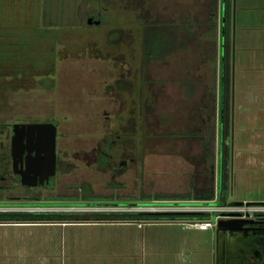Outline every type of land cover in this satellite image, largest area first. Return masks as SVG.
<instances>
[{
    "label": "rangeland",
    "instance_id": "obj_1",
    "mask_svg": "<svg viewBox=\"0 0 264 264\" xmlns=\"http://www.w3.org/2000/svg\"><path fill=\"white\" fill-rule=\"evenodd\" d=\"M244 2L228 0L231 20L226 39L233 99L239 90L238 36L248 12ZM208 3L0 0V48L5 56L0 60V213L42 209L23 207L28 201L16 196L25 187L8 175L12 124L35 121L57 125L62 169L56 181L52 178L53 188L40 190L43 197L63 195L64 206L57 208L72 211L108 203H151L176 194L194 200L206 190L214 192L215 187L217 201L223 204L243 198L264 202V143L254 148L246 145L264 140L262 101L244 109L254 120L241 134L233 131L231 107L223 186L220 174L216 180L220 156V1L217 28L204 27V34H198L192 46L161 58H148L143 53L144 25L196 27L198 19L207 17ZM89 17L99 23H88ZM239 143L245 147L242 155L234 158ZM211 145L212 181L211 159L205 151ZM99 149L106 150L109 157L100 156ZM92 157H100L98 164L88 165L83 159ZM122 158L127 161L118 166L117 174L104 170L106 161L117 165ZM232 159L243 165L234 166ZM179 218L187 217L181 214ZM30 230L29 226H0V253L8 244L18 246L19 242L42 238L41 230L34 228L32 234Z\"/></svg>",
    "mask_w": 264,
    "mask_h": 264
},
{
    "label": "crops",
    "instance_id": "obj_2",
    "mask_svg": "<svg viewBox=\"0 0 264 264\" xmlns=\"http://www.w3.org/2000/svg\"><path fill=\"white\" fill-rule=\"evenodd\" d=\"M219 1L220 84L217 112L219 115L218 133L221 141L224 103V28L225 24L229 27L231 20L230 6H227V10L225 8L228 0L227 3L226 0H209L206 8L209 11L207 17L204 20H197L200 22L197 35L202 34L205 31L203 28L206 26L209 28L213 22L216 23L217 28ZM243 2L244 8L248 12L247 18L242 19L240 26L242 30L238 36L240 73L237 76L239 90H235L237 93H235V99L231 95L228 84V129L231 125V107L234 106L233 131L239 134L247 128V124L250 126L254 120V115L252 119L251 114L246 115L244 112L247 105L252 106L254 103H261V101L264 103V0H243ZM194 41L195 39L187 46L175 48L169 54L187 49L193 45ZM193 89L188 91L189 94L193 92ZM237 139L239 140L241 137L238 136ZM263 143L264 140L249 141L246 145L248 148H254ZM238 145L235 152L237 155L234 154V158L235 156L240 157L242 149L245 147L240 143ZM248 159L249 157L247 161ZM232 160L234 166L243 165L242 161L235 164L234 159ZM219 164L220 156L216 180L220 174L221 166ZM241 172L239 175L242 178L243 173ZM214 198H217L216 187ZM171 199L190 200L189 196H179V194L174 195ZM30 212L50 214V216H45L43 219L0 220V226H29L32 230L38 228L39 231H42V238L35 239L33 243L21 244L19 242L18 246L16 243L13 246L8 244L7 246L10 248L8 247L3 253H0V264H216L215 229H199L191 225H181L173 222L174 218L156 219L139 226L138 222L149 219L136 217L134 216L136 212L131 211L93 208L69 211L63 208H51ZM86 213L110 215L86 217L84 215ZM112 213H116V215ZM123 213L128 214L129 217L122 216ZM186 217L185 219L190 220V216ZM198 217L201 219L206 215ZM32 230H30L31 234ZM229 246L233 249L236 247L232 244Z\"/></svg>",
    "mask_w": 264,
    "mask_h": 264
},
{
    "label": "water",
    "instance_id": "obj_3",
    "mask_svg": "<svg viewBox=\"0 0 264 264\" xmlns=\"http://www.w3.org/2000/svg\"><path fill=\"white\" fill-rule=\"evenodd\" d=\"M87 21L88 23H99V20H94L93 17H89ZM56 132L57 125L50 121L16 122L12 124L11 155L14 170L19 173L22 184L48 183L49 177L55 174ZM25 150L28 153L24 167L23 154ZM33 150L35 154L30 155ZM19 165L21 169L16 170ZM241 202L235 201V203ZM253 222L257 221L238 217L219 219L215 228L216 264H264V249L262 247L260 249L256 243L240 246L238 241L229 239L230 232L237 230L239 225ZM231 244L236 247L230 248L229 245ZM256 253L257 256H254Z\"/></svg>",
    "mask_w": 264,
    "mask_h": 264
},
{
    "label": "trees",
    "instance_id": "obj_4",
    "mask_svg": "<svg viewBox=\"0 0 264 264\" xmlns=\"http://www.w3.org/2000/svg\"><path fill=\"white\" fill-rule=\"evenodd\" d=\"M227 3V0H226ZM228 4L225 5L226 10L228 9ZM227 17V15H226ZM227 20V19H226ZM227 22V21H226ZM200 26V22L196 25V27H193L192 25H158V24H146L143 27V53L148 58H161L165 55H168L170 52H172L175 48H180L187 46L189 43H191L195 37L197 36L198 30ZM216 23L213 22L210 24L209 28H215ZM227 29H229L228 25L225 24V39H224V63H223V82H224V103H223V130H222V137L220 141V185L223 186L224 184V152H225V138L227 136V127L229 122V114H228V84H229V68H228V52H229V44L227 38ZM119 31H122V29H118ZM179 30V31H177ZM180 39V40H178ZM2 49L0 48V60L3 59L5 56L2 54ZM213 132L212 136L213 137ZM208 149V150H207ZM205 151L208 152L210 160V180L213 179L214 174V153H213V145L210 147H205ZM173 197H166L163 199H171ZM214 198V192L210 190H206L201 195H196L193 197V199L196 200H210ZM221 200L223 197H220ZM218 198V199H220ZM191 199V198H189ZM9 213H0V220H11V219H18V220H27V219H43L45 216H50V214H44V213H29V212H12L7 211ZM113 215H116V213H112ZM183 213H152V212H136L134 216L136 217H144L148 218L150 220H156L161 218H175L179 217ZM107 215H101V216H108ZM194 216V214H183V216ZM200 216L201 214H195ZM122 216L129 217L128 214L123 213Z\"/></svg>",
    "mask_w": 264,
    "mask_h": 264
},
{
    "label": "built area",
    "instance_id": "obj_5",
    "mask_svg": "<svg viewBox=\"0 0 264 264\" xmlns=\"http://www.w3.org/2000/svg\"><path fill=\"white\" fill-rule=\"evenodd\" d=\"M88 207V206H87ZM97 210H116V211H131V212H152V213H183L194 214L190 216V220L175 217L173 222L181 225H191L199 229H215L217 223L222 217H238L254 219L263 217L264 202H252L243 200L241 203H220L217 198L210 200H175V199H161L149 203L137 204H102L90 206L87 209ZM209 213H216L213 217H208ZM257 213V214H256ZM195 214L206 215V217L199 218ZM195 217V218H192ZM154 220H145L138 222V225L153 222Z\"/></svg>",
    "mask_w": 264,
    "mask_h": 264
},
{
    "label": "flooded vegetation",
    "instance_id": "obj_6",
    "mask_svg": "<svg viewBox=\"0 0 264 264\" xmlns=\"http://www.w3.org/2000/svg\"><path fill=\"white\" fill-rule=\"evenodd\" d=\"M11 136H12V129H11V133H10V142H9V150H8V154H9V158H10V167H9V178L17 183L19 186H23L25 188L23 189V193L21 195L16 196L18 199H25L27 202L24 203L22 206L23 207H31V206H35V208H42V209H49L51 208H57V207H63L64 202L62 200L63 195H46L43 197V194L40 190L42 189H51L53 188L54 184L52 178H56L59 174V172L61 171L62 167H61V159L58 156V152H57V137H58V130L56 132V169H55V174L51 175L49 177V182H44L43 184H36V185H28V184H22L21 183V177L19 175V173L15 172L14 167H13V158L11 155ZM3 146V145H2ZM109 146H111V141L109 142ZM28 151L25 150L24 154H23V161H24V167H25V160H26V155H27ZM99 153V155L101 156H105V157H109V153L104 150V149H99V151L97 152ZM35 151L33 150L31 152L30 155H34ZM96 154V152L94 151V155ZM92 155V156H94ZM100 158V157H99ZM99 158H90V160H88L87 158H83L85 159L86 163L89 165L90 163H97L98 164V160ZM93 162H92V161ZM126 159L122 158L119 159L117 165L114 163H111L110 161H106L105 162V166L106 168H104V170L107 171H111L114 174H117L115 172H117V170L119 169L118 166L125 164L126 163ZM21 169L20 165L16 167V170ZM103 170V171H104ZM29 190H27V189ZM41 209V210H42ZM18 212H30V210H24V211H18ZM253 220L257 221V222H253V223H246V224H241L238 226L237 230L230 232L229 235V239H234V241H238V243L240 244V246H247L250 243H256L258 245V247L261 249H264V217H258V218H254ZM254 256H257V253L254 254ZM257 260V259H256ZM263 260H264V254H263ZM261 264V263H259Z\"/></svg>",
    "mask_w": 264,
    "mask_h": 264
}]
</instances>
